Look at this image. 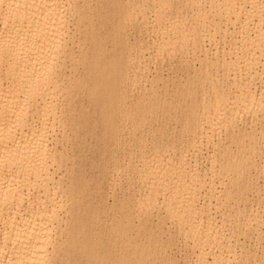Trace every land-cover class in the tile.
Returning a JSON list of instances; mask_svg holds the SVG:
<instances>
[{
    "label": "bare ground",
    "instance_id": "bare-ground-1",
    "mask_svg": "<svg viewBox=\"0 0 264 264\" xmlns=\"http://www.w3.org/2000/svg\"><path fill=\"white\" fill-rule=\"evenodd\" d=\"M106 1L107 5H96L97 14L91 17L76 0H0V264H179L169 246L176 234L191 245L195 255L184 264H234L235 257L225 254L227 251L221 253L223 247L232 251L240 247L235 244L241 239L232 236L233 213L224 212L227 220L220 219V224L210 214L212 210L200 203V197L209 183L205 188L209 191L208 208L215 202L218 207L227 204L235 193L248 199L254 183L247 170L260 164L255 160L258 153L264 162V120L247 128L249 123L242 117L264 111L263 90L255 93L251 88L256 79L252 71L260 67L264 76V0H191L188 11L195 35H190L185 21L174 18L180 11L174 0ZM139 21L147 27L149 39L145 44L137 41L130 45L127 29ZM208 26L230 34L232 45L229 50L223 47V54L202 46L201 54L188 60L190 44L198 41L204 45L202 32ZM96 38L98 41L80 45L75 51L78 39ZM153 44L159 57L182 55V69L192 66L195 74L174 84L172 90L165 84L161 87L155 75L149 88L140 85L144 86L142 93L135 95V66L144 62L141 52ZM69 63L72 71L67 74ZM207 89L213 96L212 104L223 108L217 119L204 115L209 106L204 101ZM80 90L94 103L102 149L120 147L123 151L122 121L136 129L144 123L145 115H156L165 106L169 95L179 115L178 138L168 137L160 147L151 148V155H160L154 163H147L146 152H139L135 145L123 156L111 153L109 163L114 165L128 157L126 166L136 174L131 178L137 176L147 188L116 199L110 210L102 208L100 202L91 205L86 200V185L79 183L78 177L68 183L57 180L56 170L64 154L56 135L60 127L62 133L66 130L58 123L76 110L73 96ZM79 120L68 119L65 124L71 130L87 121ZM166 130L160 127L156 131ZM189 134L197 152L202 151L201 139L215 144L210 163L213 175L216 165L220 167L224 186L219 191L211 178L195 168L196 163V170L191 171V161L188 165L183 151L180 156L166 157ZM137 139L143 149L144 134ZM231 144L237 145L238 154ZM232 170L239 182L229 178ZM227 177L231 179L228 182ZM152 216L172 229L166 241L159 234L138 239L142 232L135 231V222L141 226L142 217L148 222ZM254 218L258 224V217ZM251 225H247L248 230ZM258 233L259 238L260 230ZM251 246L247 251L251 252ZM245 248L235 250L239 257Z\"/></svg>",
    "mask_w": 264,
    "mask_h": 264
},
{
    "label": "rangeland",
    "instance_id": "rangeland-1",
    "mask_svg": "<svg viewBox=\"0 0 264 264\" xmlns=\"http://www.w3.org/2000/svg\"><path fill=\"white\" fill-rule=\"evenodd\" d=\"M76 1H77V5L87 8L88 14L91 17L97 14L96 5H107L106 0H76ZM174 1H175L174 5H179L180 7L179 14L174 16V18L181 20V21H185V24L187 28L189 29L190 35H195V32H194L195 26L192 24L193 16H191L188 11V8H189L188 5H192L191 0H174ZM199 2H202V0H199ZM148 3L152 5L151 4L152 2L148 1ZM150 15L152 14L149 13V16ZM127 32H128L127 33L128 37L126 39H127V42L130 43V45H133L134 42H137V41H140L139 44H145L146 40L149 39V36H150L148 34L147 27L140 21L138 22V24L130 26L127 29ZM154 34L155 33L152 32L151 34L152 37H154ZM202 35H203L202 41H204V45L198 43V41L196 43L190 44L189 52L186 54V57H188V60L192 59L194 54H198V55L201 54L200 47L202 46H206L207 49H212V52L218 51V52H221L220 54H223L224 53L223 47L225 48L227 47L226 49L229 50L230 46L232 45L230 34H223L222 32L221 33L215 32L214 27L208 26L207 29L205 28V30L202 32ZM224 35H227L228 37L225 38ZM94 41H98V38H96L93 41H89V40L82 41L78 39L75 45V51L77 52L79 50L80 45L91 44ZM232 41H235V39ZM148 42H152V40ZM108 44L112 45L110 41H108ZM149 48L151 50H149ZM147 49L145 48L143 52H141L145 56V58H141V60H143L144 62H142L140 65L135 66L137 70L136 71L137 72L136 81L138 82L135 88H133L135 91L133 90L134 92H132V93H136L135 95L142 93L141 87L142 89L144 88V86L149 88V83H151L150 81L155 75L159 77V80H160L159 85L161 87H163V85L165 84L166 86H168V90H172L174 84L176 83L178 84L179 82L184 83L186 80H188L195 74L192 66H189L186 69H182L181 67L182 55L175 56L172 59L167 56L168 54H166V56L164 54L165 57H163V55H160L159 57V55L157 56V52H156L157 45H154V44L152 46L150 45L149 47H147ZM141 53L138 54V57H141L140 55ZM70 65L71 63L67 65L69 67L66 70L67 74H69L72 71V68ZM256 71L258 72L255 73ZM252 72L256 76V79L252 82V85H251V88L254 90L252 91L255 93H260L263 90L262 93L264 94V79H263L264 76H262V73H263L262 68L258 67L255 71H252ZM140 85H144V86H140ZM205 92L207 95L204 101L207 104H209V106L204 110V115L211 114V115H214V119H217L219 118L218 115L223 114V108L215 107L212 104L213 96L208 93V89ZM183 93L184 92L181 93L179 98L182 96ZM172 99L174 98H172L169 95L165 106L162 109H160L156 115H153V116H150V114L145 115L144 117L145 121L143 123L144 125L142 124L143 126L141 125L137 127L136 129H132L131 124L129 122L122 121V126L124 130L122 133H120L121 135L120 134L119 135H120V140L126 141V143L125 141L123 142L125 143L123 147H126V148L122 151L120 147H113L111 150L102 149L101 144H100V139H99L101 135L100 128L97 124V121L95 118L96 114L94 112V107H93L94 103L89 99L88 93L83 92L81 90L75 93L73 96V103H74V106L76 107V110L64 115V117L60 120L62 121V123H58V126L64 124L66 130L64 133H62V127H60L56 135V139L59 141L58 146L60 150L62 151V153L64 154V159H63V162L61 163V167L56 170L57 180H61L64 183H68L71 181V178L78 177L80 179L79 183L86 185L85 186L86 200L91 205H94L100 202L101 207L107 210H110V208L114 207L115 200L118 198H120L121 200L123 198V195L126 196V195L133 194L134 192H139V191L142 192L143 190H146L147 188L146 183L142 182L141 184V180H139L137 176H135L136 179L131 178V175L133 176L136 174L132 173L134 171L130 170L131 168L126 166L128 157H125L123 159L124 161H122V163L118 165L109 163V157L111 153H114V151H117L123 156L125 152L129 151V148L131 145H135L136 148H138L139 152H146L144 154H145V157L147 158V163H150L151 161L152 163H154L153 161L160 158V155L157 153H155L154 155H151V152H150L151 148L155 145L160 147L163 142H166V139L168 137L173 136L175 139L178 138L179 130L181 129V123H179L178 121V118H179L178 112H176L175 110V105L171 104L170 102ZM68 109H69V106H68ZM242 117H243V120L245 118L244 121L245 122L247 121L246 123H249L246 126L247 128H249L250 126L251 127L258 126L260 122H261L260 125L264 122V121L262 122V119L264 120V111L258 112L256 116H252V115L250 116V114H245ZM78 118H80L78 122H84L83 121L84 118H86L87 121L86 123H82L76 127H73V124L75 123L74 122L72 123L73 128L69 130L65 122L67 123L68 119H78ZM160 127H164L167 130L164 133H157L156 130H158ZM141 134H144L145 136L144 142L146 143V146L143 149L140 146L138 139H137V135L139 137ZM216 134H218V132ZM216 134H215L216 139H214V143L218 141V135ZM221 136H222V139L225 138L223 133H221ZM193 138L194 137L192 134H189L188 136L183 137V142L181 146L178 149L171 151L170 153H166L167 154L166 157L180 156L181 151H183V155L186 158L188 165H189V162L191 161L190 162L192 165L190 166L191 171H195L196 170L195 168H197L198 171H202L200 173H202L203 175H206V178L208 179L211 178L214 182L215 187L219 191V189L221 187L223 188L224 186L222 185L220 181V175H219L220 167L218 164L216 165L217 166V168L215 169L216 174L213 175L212 170H211L212 164L210 163L211 162L210 158L213 157L212 153L214 151L213 147L215 144H212L213 142L212 143L210 142V144H208L209 141L207 142V140L205 141V139H201L202 140V141L200 140L201 143L202 142L204 143H202V145L198 143L199 146L201 145L200 148L203 146L201 149L202 151H200L201 152L200 153L199 151L197 152L196 150L192 149L193 148L192 147ZM225 141L228 142L227 139ZM197 142H198V138L195 140V143ZM247 143L248 142H246V147H247L246 152L250 154L249 153L250 150H248L249 145H247ZM119 144H120V141H119ZM231 147L233 151L236 154H238L239 148L237 147V145L231 144ZM195 148H198V146ZM259 154L260 153H258L257 155L255 154L256 156L255 155L254 156L257 157L255 159L256 162L260 163L261 165L257 164L258 168L252 167L249 171L247 170L249 174L246 172V174H248L250 178H252V182L254 183V186L252 188H249L248 190V193H247L248 199L246 198V196L241 197L242 198L241 199L238 195H236L237 193H235V196L232 200H230L227 204L220 205V207H218L219 204L215 202L216 201L215 198L211 199L212 202H215V203H213L210 206V208H208L209 207L208 206L209 196L207 197L206 195H208L209 191L205 188L209 187V183L202 190L203 195L201 194V197H200V203L203 204L204 207L207 208L208 210L209 209L212 210L210 211L211 212L210 214L214 215L213 218L215 217L216 219H219L218 220L219 222L217 220L216 222L220 224H221L220 219H222L223 221L227 218V216L224 215V212L227 211L229 213L231 210V212L234 214L233 209L235 210V214L234 215L232 214V217L235 218V220H233L234 224L233 222L231 224V227H232L231 229H233L234 226H235L234 228L235 230H237V228L241 229V230L238 229V231H236V235H235V230H233L234 233L232 234V236L235 239L236 237H238L237 240L239 241L241 239L240 242H237L238 244L234 242L236 243L235 244L236 246L243 247L242 245L243 243L245 244L244 247H247V249L245 248L246 251L248 250L250 245L254 246L255 244V246H257V247L251 246L252 248H254V250H252L251 248L249 249L251 250V252L249 251L243 252L241 254L242 255L241 257H239L240 254H238V252L244 251L243 249L244 247L241 248L243 250H241L240 247L239 248L236 247L238 252H236L237 251L236 249H235L236 251L235 250L232 251L233 249H230V248L228 249V247L227 248L223 247L225 248V250L221 251V253H225L227 251L225 254L229 253L232 259L233 257H235L234 261H231V263L234 262V264L235 263L237 264H260L261 261H264V223H263L264 222V167H263L264 162H262L261 160L262 154H260V156ZM195 163L198 167L194 165ZM137 164H140L139 167H141L142 161L139 160V163ZM115 167H117V169ZM229 174H230L229 178L231 179L233 178L234 182H237V181L239 182V177L237 176V172L235 175V170L229 171ZM256 179H258V181H256ZM229 180L227 177L226 181L228 182ZM204 191L205 192L207 191V194ZM257 214L258 215L260 214L259 216L261 217V220ZM254 215L255 217H258L259 219L258 224L262 222L261 224H259L260 226L256 224L257 218H254ZM250 219H252V221ZM247 220H250V222L252 223L249 230H248L249 226L247 227V225H250L251 223L248 221L249 223L248 224L246 222ZM235 221H237V223ZM257 225L259 226L258 231L260 230L261 232V237H259L260 241L258 242L257 240H259V238L257 236H259L260 234L258 233L257 228L255 229ZM244 226L245 228L247 227L246 228L248 230L247 234H244L247 231L246 229H244ZM134 229L135 231L137 230V232H142L140 235L138 234V239L145 238L147 235L149 236L150 234H159L162 236L164 241L168 239V237L170 236V231H172V229L171 230L169 229L168 224L166 222L159 220L155 216L150 217L148 222H146V219L142 217L141 226H139L138 222L136 221L134 225ZM235 239H233V241H235ZM184 244H185L184 239L178 234H176L171 240H169L170 253L172 254V257L175 258L174 260H176V263L178 262L179 264H184L188 260L191 262V260L195 256L194 254H192L193 252L191 250V245L187 246L186 244L185 245ZM218 250H216L217 253H218ZM216 251H214V253ZM233 252L235 254H233ZM251 253L256 254V255L252 254L253 256L252 257L250 256ZM246 254L249 255L250 257L243 256ZM236 255H238L239 259L237 258ZM236 258L238 259V262H235V260L237 261ZM154 264H158V263H154Z\"/></svg>",
    "mask_w": 264,
    "mask_h": 264
},
{
    "label": "snow or ice",
    "instance_id": "snow-or-ice-1",
    "mask_svg": "<svg viewBox=\"0 0 264 264\" xmlns=\"http://www.w3.org/2000/svg\"><path fill=\"white\" fill-rule=\"evenodd\" d=\"M260 264H264V261H261Z\"/></svg>",
    "mask_w": 264,
    "mask_h": 264
}]
</instances>
